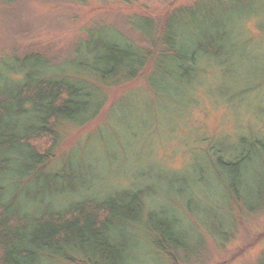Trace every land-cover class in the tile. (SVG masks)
<instances>
[{
    "label": "rangeland",
    "instance_id": "obj_1",
    "mask_svg": "<svg viewBox=\"0 0 264 264\" xmlns=\"http://www.w3.org/2000/svg\"><path fill=\"white\" fill-rule=\"evenodd\" d=\"M258 24L264 28V0H0V89L46 73L76 79L104 98L87 124H58L45 172L74 165L92 173L87 199L141 187L155 192L156 204L180 218L196 253L160 250L158 235L140 226L134 264H264V205L249 212L226 192L229 177L215 174L217 150L227 160L240 141H264V70L257 80L254 73L264 67ZM211 43L223 52L202 64L159 48ZM102 47H131L145 64L134 76L103 81L80 68ZM172 58L194 75L170 77ZM182 179L195 184L193 206L183 198ZM178 187L179 197L167 195ZM70 264L88 263L76 256Z\"/></svg>",
    "mask_w": 264,
    "mask_h": 264
},
{
    "label": "trees",
    "instance_id": "obj_2",
    "mask_svg": "<svg viewBox=\"0 0 264 264\" xmlns=\"http://www.w3.org/2000/svg\"><path fill=\"white\" fill-rule=\"evenodd\" d=\"M258 29L264 33L261 25ZM231 35L232 31L226 40ZM174 36L176 39L181 35ZM159 48L201 64L219 58L217 54L224 49L212 43L207 47ZM178 59L170 60V77L184 80L186 74L193 76ZM80 64V68L92 70L101 80L108 81L119 73L134 76L145 60L137 58L131 47H102L91 65ZM254 68L257 80L264 67ZM13 83L8 90L0 89V264H70L76 256L88 264H134L137 258L133 248L143 243L136 232L140 226L158 235L155 239L160 250H185L196 256L187 232L178 223L180 218L172 209L169 212L166 205L156 204L159 197L155 192L141 187L131 193L114 190L87 199L84 194L95 188L92 173L74 170V165L62 173L45 172L60 137L58 124H87L102 109L103 96L87 90L86 84L76 79L49 78L46 73H35ZM48 139L53 144L47 149ZM238 144L236 156L227 160L223 151H216L214 172L217 177L228 176L231 183H225L226 192L235 196L246 210L256 212L264 205V141L256 138ZM198 178L203 181L202 175ZM34 179L37 181L29 184ZM187 180L181 181L185 186L182 195L186 204L193 206L196 203L191 193L195 184ZM178 188L176 194L167 195L179 197L181 187ZM144 195L151 204L149 208Z\"/></svg>",
    "mask_w": 264,
    "mask_h": 264
}]
</instances>
